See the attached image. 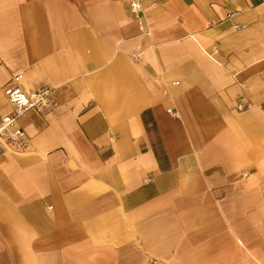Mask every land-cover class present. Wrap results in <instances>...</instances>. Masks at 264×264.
Here are the masks:
<instances>
[{
    "label": "crops",
    "instance_id": "crops-1",
    "mask_svg": "<svg viewBox=\"0 0 264 264\" xmlns=\"http://www.w3.org/2000/svg\"><path fill=\"white\" fill-rule=\"evenodd\" d=\"M141 1L0 0V264H264V0Z\"/></svg>",
    "mask_w": 264,
    "mask_h": 264
},
{
    "label": "built area",
    "instance_id": "built-area-1",
    "mask_svg": "<svg viewBox=\"0 0 264 264\" xmlns=\"http://www.w3.org/2000/svg\"><path fill=\"white\" fill-rule=\"evenodd\" d=\"M156 5V3H153ZM128 9L138 21L140 33L149 35L141 0H128ZM236 13H231L232 18ZM22 74L14 75L4 86L3 92L9 105V112L0 118V156L5 152L25 153L29 148V139L25 131L18 126V120L27 113L42 114L44 110H53L58 102L53 89L43 85L27 91L21 85ZM250 105L236 106L237 111H245ZM171 113V109L166 110ZM175 116V113H171Z\"/></svg>",
    "mask_w": 264,
    "mask_h": 264
}]
</instances>
